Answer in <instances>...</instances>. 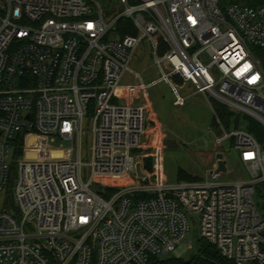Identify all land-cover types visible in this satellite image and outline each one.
<instances>
[{"label": "built area", "instance_id": "obj_1", "mask_svg": "<svg viewBox=\"0 0 264 264\" xmlns=\"http://www.w3.org/2000/svg\"><path fill=\"white\" fill-rule=\"evenodd\" d=\"M116 1L0 0V264H149L195 226L234 264H264V142L247 129L264 126V0ZM143 40L162 73L150 84L129 69ZM160 80L178 106L177 83L215 99L213 168L233 142L251 179L170 185L155 170L166 133L147 89ZM57 140L69 146L52 159Z\"/></svg>", "mask_w": 264, "mask_h": 264}, {"label": "rangeland", "instance_id": "obj_2", "mask_svg": "<svg viewBox=\"0 0 264 264\" xmlns=\"http://www.w3.org/2000/svg\"><path fill=\"white\" fill-rule=\"evenodd\" d=\"M99 1L104 10L112 9V6L105 0ZM111 2L116 4L117 1L111 0ZM129 69L139 73L146 84H150L161 77V71L154 64L151 44L148 40L141 41L137 47L129 63ZM138 81L135 74L130 71L123 78V83L130 84ZM177 85L181 94L188 96L184 106L174 104V94L165 80H160L147 89L148 98L166 133L165 146L157 150L155 155V170L162 173L170 185H178L192 180L231 183L251 179L246 166L240 160V152L235 148L233 142L229 144V148L226 146L222 148L228 160V172L217 177L210 174L214 167L213 155L217 150L215 136L211 131L214 118L213 107L217 109L220 105L214 98L201 92L196 93L191 82L177 83ZM145 139L147 136L143 138V140ZM34 140L35 137H30L28 144L30 145ZM68 146L69 142L67 141H51L49 146L51 158H63L65 155L63 148ZM39 159L40 156L37 151H28L25 154V160L28 162H36ZM194 175L197 176L196 179H194ZM262 183L259 182L255 185L254 200L258 207L262 201L264 202ZM198 251L199 239H193L190 244L179 245L171 256L189 259Z\"/></svg>", "mask_w": 264, "mask_h": 264}, {"label": "trees", "instance_id": "obj_3", "mask_svg": "<svg viewBox=\"0 0 264 264\" xmlns=\"http://www.w3.org/2000/svg\"><path fill=\"white\" fill-rule=\"evenodd\" d=\"M106 1V0H105ZM126 23L130 25V33H136V30L131 28V22L129 19H121V23ZM256 56L261 60L262 66L264 68V48L257 49ZM224 119L229 123L231 118V112H229L225 107H222ZM250 123L247 129L253 133L256 138L264 142V126L259 124L253 119H249ZM152 158L146 159V167H152ZM184 176V175H183ZM264 187V183H262ZM260 207V208H259ZM259 210L264 214V202L259 204ZM149 264H234L233 261L224 257L220 251L207 240L201 238L199 239V251L197 254L193 255L189 259H184L180 257L167 256L164 258L152 257Z\"/></svg>", "mask_w": 264, "mask_h": 264}, {"label": "water", "instance_id": "obj_4", "mask_svg": "<svg viewBox=\"0 0 264 264\" xmlns=\"http://www.w3.org/2000/svg\"><path fill=\"white\" fill-rule=\"evenodd\" d=\"M240 113H237V115L234 118V128L237 129L239 126V122H240ZM216 166L215 168H213L210 171V174L212 176H216V175H220L222 173H226L228 172L229 169V165H228V160L224 157V154L222 152H218L216 153ZM135 174L139 177H143L145 176V173L142 170V161L140 158H138L137 160V165H136V172ZM194 221L197 223L198 218L197 216H193ZM193 238L194 239H199V231H198V227L195 226L193 229Z\"/></svg>", "mask_w": 264, "mask_h": 264}, {"label": "crops", "instance_id": "obj_5", "mask_svg": "<svg viewBox=\"0 0 264 264\" xmlns=\"http://www.w3.org/2000/svg\"><path fill=\"white\" fill-rule=\"evenodd\" d=\"M150 105H151V111H152L151 113H152L153 117L156 119V121L159 123V125H161V123L158 119L157 113L155 112L154 107H153L151 102H150ZM161 127H162V125H161Z\"/></svg>", "mask_w": 264, "mask_h": 264}]
</instances>
